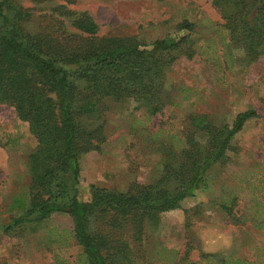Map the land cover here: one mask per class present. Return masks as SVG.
<instances>
[{"label":"trees","instance_id":"16d2710c","mask_svg":"<svg viewBox=\"0 0 264 264\" xmlns=\"http://www.w3.org/2000/svg\"><path fill=\"white\" fill-rule=\"evenodd\" d=\"M54 1L0 0V104L11 106L36 139L27 159L28 181L11 195L14 214L5 232L38 230L65 214L73 220L68 235L82 248L74 264H139L135 254L150 230L158 229L164 213L209 188L210 170L229 160L233 137L258 113L242 111L222 125L208 114L191 113L183 135H173L164 147L156 181L133 182L125 192L91 185L84 199L80 159L101 151L108 140L113 105L132 101L150 116L161 112L167 70L180 57L196 54L195 25L186 20L175 33L150 42L106 36L89 12L66 5L35 15L36 5ZM213 5L242 62L264 57V0H213ZM201 260L258 264L209 253Z\"/></svg>","mask_w":264,"mask_h":264},{"label":"rangeland","instance_id":"374dc122","mask_svg":"<svg viewBox=\"0 0 264 264\" xmlns=\"http://www.w3.org/2000/svg\"><path fill=\"white\" fill-rule=\"evenodd\" d=\"M58 5L89 12L101 35L146 42L175 33L186 20L195 25L196 54L180 57L167 70L161 112L150 116L132 101L113 105L108 140L101 151L80 159L84 199L91 185L125 192L133 182L156 181L164 147L173 135H183L189 114H208L222 125L255 110L258 117L233 137L229 160L210 170L209 188L164 213L135 255L139 264H205L206 253L264 264V57L242 62L213 0H58L36 5L35 15ZM35 146L28 123L0 104V264H74L82 248L68 235L73 228L68 215H54L38 230L5 232L14 214L11 195L28 181L27 159ZM51 229L68 237H52Z\"/></svg>","mask_w":264,"mask_h":264}]
</instances>
